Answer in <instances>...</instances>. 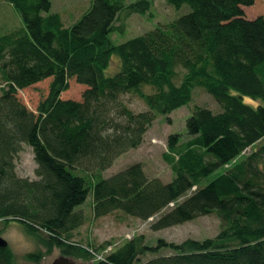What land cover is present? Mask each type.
<instances>
[{"label": "trees", "instance_id": "1", "mask_svg": "<svg viewBox=\"0 0 264 264\" xmlns=\"http://www.w3.org/2000/svg\"><path fill=\"white\" fill-rule=\"evenodd\" d=\"M4 1L22 23L0 35L4 227L16 221L46 252L57 248L90 264H264V142L244 155L264 141V17L246 18L243 11L254 0H166L189 10L118 44L109 40L123 27H115L117 15L145 13L152 0H91L69 26L49 13L50 0ZM113 55L118 71L107 75ZM178 68L184 71L176 83ZM29 87L39 92L33 110L18 95ZM72 87L81 88L79 98L67 95ZM195 87L220 110L194 106L185 121L188 139L167 136L162 156L170 181L148 178L139 162L103 176L119 155L142 143L156 114L190 102ZM127 92L147 109H129L120 99ZM243 97L261 102L252 106ZM23 145L31 148L36 179L15 172ZM88 194L94 218L116 210L143 220L156 216L151 227L157 230L215 212L220 230L212 238L158 239L154 246L139 235L100 256L104 245L92 250L70 240L85 221L79 206ZM162 246L173 253L140 261ZM40 257L39 251L25 255L32 262ZM0 264H19L8 245L0 247Z\"/></svg>", "mask_w": 264, "mask_h": 264}, {"label": "rangeland", "instance_id": "2", "mask_svg": "<svg viewBox=\"0 0 264 264\" xmlns=\"http://www.w3.org/2000/svg\"><path fill=\"white\" fill-rule=\"evenodd\" d=\"M91 0H50L49 13L56 12L60 15L62 24L69 26L75 22L89 7ZM134 0H126L130 3ZM189 10L186 4L180 8H175L167 4L166 0H152L149 10L145 13H132L124 16V12H120L114 21L115 27L123 25L122 29H118L109 33V40L112 44L122 43L130 38L144 34L156 26H165L170 21L183 15ZM246 18H253L257 15L264 17V0H254L250 6L243 7ZM22 26L21 18L10 4L4 0H0V35L5 31ZM118 71V58L113 55L108 68L107 75H113ZM178 76L175 82L178 83L183 74L181 68H178ZM1 82V81H0ZM74 83V82H73ZM75 85L77 83H74ZM79 85V84H77ZM76 85V86H77ZM81 86V85H80ZM145 92H151L149 86H143ZM81 88L72 87L67 94L70 97L79 98ZM20 99L25 105L33 110L39 99V92L36 87L18 90ZM120 99L124 104L134 112L147 109L146 104L134 93H122ZM243 101L252 106H256L261 101L254 100L250 97H243ZM194 106H202L209 108L213 112L220 110L219 104L213 97L200 87L192 89V98L187 104L180 106L169 114H156L155 119L149 126L143 136L142 143L133 149L119 155L110 167L102 172L104 177H108L113 173L125 168L127 165L139 162L148 178H158L162 182H168L172 179L173 173L170 166L164 161L162 154L166 151V138L171 133H179L180 141L188 139L185 129L186 118L192 113ZM168 118V120H167ZM263 140L253 144L251 149H256ZM250 152L246 149L244 155ZM36 165L33 160L31 148L27 145L22 146V150L15 159V172L20 177L28 179H36L34 169ZM223 168H218L211 175L204 178L200 186L205 185L213 177L219 174ZM180 197L183 200L191 191ZM91 195L88 194L85 204L79 206L85 215V221L72 232L71 241H77L82 245H88L92 250L100 245H104V249L98 255L107 254L110 249H115L122 245L125 241L142 235L143 242L147 245H156L158 239L166 242L180 243L181 241L192 238L202 240L214 237L220 230V220L215 212L198 216L192 220L184 221L179 224L171 225L165 228L154 230L151 227L152 221L156 216L146 220L127 215L121 211H113L107 215L94 218L91 214ZM168 207L162 210L165 212ZM0 236H2L8 247L11 249L15 260L19 264H50V262L59 255L57 248H52L46 252L45 248L39 245L35 239L28 236L21 225L16 221L6 222L4 227L0 222ZM107 247V248H106ZM106 248V249H105ZM41 254L38 262L28 261L25 255L30 252ZM173 251L168 247H160L153 253H144L139 256L140 261H146L150 258L172 254ZM96 258H99V256ZM95 258V259H96ZM77 264H90L89 261L75 259Z\"/></svg>", "mask_w": 264, "mask_h": 264}, {"label": "water", "instance_id": "3", "mask_svg": "<svg viewBox=\"0 0 264 264\" xmlns=\"http://www.w3.org/2000/svg\"><path fill=\"white\" fill-rule=\"evenodd\" d=\"M69 237L71 235H68ZM7 246L6 240L0 236V247ZM50 264H77L75 259L71 256L60 255L56 257Z\"/></svg>", "mask_w": 264, "mask_h": 264}, {"label": "flooded vegetation", "instance_id": "4", "mask_svg": "<svg viewBox=\"0 0 264 264\" xmlns=\"http://www.w3.org/2000/svg\"><path fill=\"white\" fill-rule=\"evenodd\" d=\"M60 255H65V254H61V253L59 252V255H58V256H60ZM58 256H57V257H58ZM65 256H68V255H65ZM40 258H41V257H40ZM54 259H55V258H54ZM54 259H53V260H54ZM53 260H52V261H53ZM52 261H51V262H52ZM51 262H50V263H51Z\"/></svg>", "mask_w": 264, "mask_h": 264}, {"label": "crops", "instance_id": "5", "mask_svg": "<svg viewBox=\"0 0 264 264\" xmlns=\"http://www.w3.org/2000/svg\"><path fill=\"white\" fill-rule=\"evenodd\" d=\"M248 149H251V147H250V148H248Z\"/></svg>", "mask_w": 264, "mask_h": 264}]
</instances>
